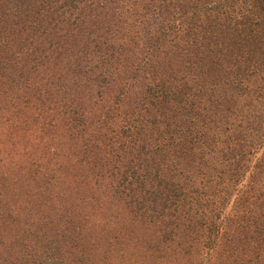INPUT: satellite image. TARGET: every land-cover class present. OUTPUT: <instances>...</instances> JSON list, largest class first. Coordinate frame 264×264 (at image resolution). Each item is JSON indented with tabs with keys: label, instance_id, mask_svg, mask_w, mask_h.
<instances>
[{
	"label": "trees",
	"instance_id": "trees-1",
	"mask_svg": "<svg viewBox=\"0 0 264 264\" xmlns=\"http://www.w3.org/2000/svg\"><path fill=\"white\" fill-rule=\"evenodd\" d=\"M0 264H264V0H0Z\"/></svg>",
	"mask_w": 264,
	"mask_h": 264
}]
</instances>
